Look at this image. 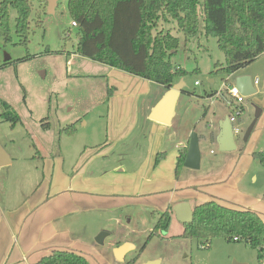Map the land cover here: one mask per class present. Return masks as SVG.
Masks as SVG:
<instances>
[{"label":"rangeland","instance_id":"374dc122","mask_svg":"<svg viewBox=\"0 0 264 264\" xmlns=\"http://www.w3.org/2000/svg\"><path fill=\"white\" fill-rule=\"evenodd\" d=\"M66 1L56 0L50 11L47 0H29L30 33L26 46L16 43L14 8L9 13L11 40L3 42L0 36V66L9 63L0 67V100L11 105L20 118L13 126L4 120L0 102V147L13 158L10 164L0 167L1 206L20 203L42 180L44 165L49 168L46 175L53 174L60 184L62 173L78 178L80 173L96 176L104 171L109 173L103 175L105 179L118 178L129 184L135 172L144 173L153 164L156 152H169L175 143L187 147L194 132L205 135L198 141L199 168L181 166L174 191L185 194L187 199L199 196L197 200H204L213 195L232 208H251L264 215V165L252 156L264 151V53L231 75L215 74L214 65L224 63L225 55L218 49L216 38L205 35L201 18L198 35L188 40L174 23L160 22L159 29L170 28V33L179 39L177 51L170 55L171 63L188 73L183 77V92L170 124L163 126V131L153 130L146 114L163 86L151 81L145 93L146 88L137 81L126 83L108 76L107 65L76 54L78 30L71 24ZM238 75H248L252 81L257 78V92L239 104L236 149L221 152L217 143L209 140V133L216 131L218 119L229 115L231 109L225 102L227 91L223 84H232ZM137 80L144 82L140 77ZM196 81L198 85L194 84ZM116 85L132 95L121 91L111 100L107 89ZM220 90L223 96H209ZM204 107L208 111L202 117ZM131 109L135 112L133 119ZM116 129L122 130L123 138L119 139ZM112 141L116 147L106 157L99 156L88 163L87 159L98 156L100 146ZM139 201L138 197L118 199L109 209L76 215L75 233L89 244L80 253L87 264H124L134 258L137 261L133 264L154 259L158 264H257L256 250L243 241L227 242L215 237L201 249L203 243L199 240L180 236L182 224L175 217L166 231L147 240L159 211L157 207L142 208ZM101 231L108 235L99 244L95 238ZM119 242L135 247L123 262L117 260L114 251Z\"/></svg>","mask_w":264,"mask_h":264},{"label":"trees","instance_id":"16d2710c","mask_svg":"<svg viewBox=\"0 0 264 264\" xmlns=\"http://www.w3.org/2000/svg\"><path fill=\"white\" fill-rule=\"evenodd\" d=\"M66 6L78 30L76 54L151 80L166 89L188 72L171 63L170 55L177 51L179 39L170 33V28L159 29L160 22L174 23L188 40L198 35L201 18L205 35L216 38L218 49L225 55L224 63L214 65L215 74L231 75L264 53V0H67ZM11 8L16 10V43L26 46L30 33L29 0H0V36L3 42L11 40ZM37 24L41 25L39 19ZM8 64L4 62L0 67ZM107 93L110 95V88ZM0 102L1 117L13 126L20 120L18 113L5 101ZM67 131L71 133L72 129ZM162 156L164 153H158L155 161ZM252 156L264 165V151ZM184 158L182 152L176 161L177 170ZM192 214V220L182 224L181 237L208 244L215 237L227 242L243 241L256 250L257 264H264V219L260 214L214 200L195 204ZM157 215L147 240L169 227L171 209ZM145 245L146 242L140 250ZM36 264H87V261L76 252L54 250Z\"/></svg>","mask_w":264,"mask_h":264},{"label":"crops","instance_id":"0c3cea01","mask_svg":"<svg viewBox=\"0 0 264 264\" xmlns=\"http://www.w3.org/2000/svg\"><path fill=\"white\" fill-rule=\"evenodd\" d=\"M107 75L116 76L118 79H123L126 83L137 81V84H141L146 88L144 92L148 93L147 88L149 89L151 80H143L142 78L144 82H140L141 80H137L139 76L133 78L130 77V74L127 75L126 72L111 67L107 70ZM166 90L163 87L162 93L148 107L146 118L150 120L151 129L153 130L163 131V126H168L148 118L151 108L162 98ZM121 91L125 95H132L125 92V87L120 89L116 85L110 88V99L112 100ZM181 92H183L182 89ZM216 92L209 96L221 97L224 95L222 91L219 95H216ZM226 98L227 95L225 96V102ZM204 108H206V111L204 110L202 117L208 111L207 107ZM134 113V110L133 114L130 113L132 114V119ZM118 126L116 125V127ZM217 133L218 125L216 123V131L209 133V140L214 141ZM211 134L213 135V139H211ZM116 135L119 136V139L123 138L122 130L116 129ZM204 138L205 135H198V141ZM115 147V141H112L111 144L104 143L103 146L97 149L98 156L87 159L88 163L96 160L99 156L101 158L106 157L107 153ZM182 152H185L186 155L187 147L180 143H175V147L170 149L169 152H156L154 159L158 153H164V156L157 162L153 159V164L149 165L144 173L135 172L133 182L129 184L119 181L118 178L105 179L103 175L109 174L107 171L99 173L96 176H93L92 173L91 175L80 173L78 178L66 177L62 173L63 184H60L61 182L56 181L53 174L46 175L49 168L47 166L45 168L43 163L42 180L37 183L20 203L13 205L3 203L2 206L0 203V264H36L42 257L49 256L54 250H70L80 254L82 249L89 246V244L86 238L84 239L82 235L75 233L76 215L83 212H93L100 208L109 209L108 207L112 205L113 201H117L118 199L126 201L130 198L138 197L141 198V201L138 202L140 207L147 209L157 207L159 212H163L168 208L171 209L173 204L181 201L189 202L191 207H193L195 204L214 200L221 205L224 204L232 207L224 201L222 202V199L213 197V195H207L204 200L202 198H199L201 200H197L199 196H192L187 199L184 197L185 194L174 191L179 181L175 177L178 171L176 161ZM9 160L8 164L11 163L13 158L9 157ZM182 167H186L184 163ZM52 173H55L54 169H52ZM65 192L69 193L67 194L68 196L60 198V195ZM247 209L252 210L251 208ZM257 213L264 219V215L261 212ZM171 215L175 217L172 211ZM119 245H121L120 242L116 248ZM129 245L130 247L125 250L122 259H119L122 262L125 261L128 252L135 248L133 245ZM80 255L85 257L83 254ZM127 262H124V264ZM233 264L239 263L234 262Z\"/></svg>","mask_w":264,"mask_h":264},{"label":"water","instance_id":"95a60500","mask_svg":"<svg viewBox=\"0 0 264 264\" xmlns=\"http://www.w3.org/2000/svg\"><path fill=\"white\" fill-rule=\"evenodd\" d=\"M56 4V0H47V6L50 11H53ZM9 57L6 56L5 60ZM210 84H212V79L209 80ZM233 84L240 93L249 97L256 94L257 89L253 86V81L248 75H238ZM184 86L183 79H179L177 82L173 83L168 89L165 91L166 93L162 96V98L154 104L151 108V112L149 118L155 120L159 123L168 125L170 120L172 119L175 112V104L177 99L181 93V89ZM218 125V133L215 136V143L218 145L219 151H232L236 149V143L234 142L233 135V125H231L229 121V115H225L220 120L217 121ZM253 124L250 129L253 128ZM245 140V138H244ZM187 152L185 158L183 160L184 166H188L190 168H199L200 164V153H199V144H198V135L192 132L188 138L187 142ZM9 156L6 153L5 149L0 147V166L7 165L9 163ZM171 211L175 218L182 224L188 223L192 220V207L189 202L181 201L176 202L171 206ZM107 236L106 232L101 231L99 235L95 238L96 242L101 244L104 238ZM129 244H121L119 247L115 248L116 258L122 259L123 254L127 248H129ZM141 264H158V260L154 259L152 261H146Z\"/></svg>","mask_w":264,"mask_h":264},{"label":"built area","instance_id":"2783aa9c","mask_svg":"<svg viewBox=\"0 0 264 264\" xmlns=\"http://www.w3.org/2000/svg\"><path fill=\"white\" fill-rule=\"evenodd\" d=\"M71 24L73 26H76V24L74 22L71 21ZM227 79V78H226ZM258 79L255 78V80L253 81V86L255 87V85L257 84ZM195 85H198L199 83L196 81L194 83ZM225 90L227 91V98H226V105L231 109L230 113H229V121L231 123V125H233V135L234 138L239 134V125H238V120H237V116H239V113L241 112V107L239 106V104H241V102L244 100V97L239 90H237L234 86V84H223ZM221 92V90L219 92H216V95H219ZM238 125V126H237ZM204 245V246H203ZM205 245H209L208 243H203L202 245H200L201 249H205Z\"/></svg>","mask_w":264,"mask_h":264}]
</instances>
